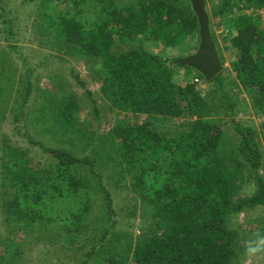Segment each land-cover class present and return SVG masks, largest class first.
<instances>
[{
  "label": "trees",
  "instance_id": "obj_1",
  "mask_svg": "<svg viewBox=\"0 0 264 264\" xmlns=\"http://www.w3.org/2000/svg\"><path fill=\"white\" fill-rule=\"evenodd\" d=\"M3 3L0 0V18L11 36L19 22L12 14L19 9L9 14ZM263 7L264 0H221L212 13L222 18L223 32L231 28L233 16L236 87L250 95L252 108L264 118ZM32 24L40 39L51 38L60 51L86 60L101 81L115 120L108 132H98L103 108L87 91L96 124H81L77 113L84 104L60 75L53 89L46 90L48 107L37 108L39 114L30 122L38 126L44 120V127L54 119L53 126L62 134L77 137L62 142L74 147L84 143L82 152L90 148L93 154L47 145L20 124L26 129L21 134L52 162L40 166L28 150L5 148L0 206L6 221L22 220L39 238L51 242L85 236L90 239L86 255L94 264H240L246 238L229 223L235 214L264 209V151L259 131L239 121L234 128L237 140L231 141L220 110L232 115L235 103L244 104L245 99L233 95L236 102L232 101L222 73L205 80L210 83L205 92L187 75L192 69L205 79L198 70L145 47L148 43L153 49L187 50L196 36L197 50L200 26L191 0H44ZM210 27L220 54L211 19ZM50 61L29 64L21 76L15 121L26 120L33 96L46 100V92H39L40 69ZM70 75L85 85L76 69ZM6 90L0 88L1 103L8 98L3 97L9 94ZM260 133L264 136V122ZM258 171L263 174L254 178V192L241 194L247 173ZM119 186L131 190V211L140 212L143 219L138 235L118 229L124 223L115 208ZM93 212L103 213L106 224L91 226ZM108 236H113L114 247L106 248ZM260 236L264 240V230ZM124 237L125 243H116Z\"/></svg>",
  "mask_w": 264,
  "mask_h": 264
},
{
  "label": "rangeland",
  "instance_id": "obj_2",
  "mask_svg": "<svg viewBox=\"0 0 264 264\" xmlns=\"http://www.w3.org/2000/svg\"><path fill=\"white\" fill-rule=\"evenodd\" d=\"M3 1L9 14L11 13L10 10L14 7L19 9L15 10L12 14V16H17L16 18L19 22L14 26L16 33L10 36L9 30L7 29L8 26L6 27V25L2 23L4 17L0 18V88L5 87L7 89L6 92L9 93L3 96L8 97L7 100H5L4 103L0 102V166L2 164L4 150L7 146L19 147L25 151L28 150L30 156L34 158L33 160L39 163L40 166L51 164V157L42 151L39 145L34 146L30 144L27 140L28 136L24 137V135L21 134L26 130L23 125H20L23 123L27 125L28 131L30 132H28V134L33 136L34 139L43 141L50 146L66 147L67 149L76 150L78 153L92 155L93 152L90 148H87L86 152H82L83 150L81 147L84 146V143L79 145L77 142V145L74 147V145L68 144L66 141L62 142L69 137L76 139L77 137L69 133L62 134L58 126H53L55 123L54 119L49 120V122L47 121L48 123H46L44 127H42V123L45 122L44 120L40 121L39 123L41 124L38 126H34L30 121L36 119V116L39 114L37 108L44 106L48 107L49 104L47 103L49 102L48 99H50V96L48 95L49 92H46V90L53 89L55 81L61 78L60 75L63 74L65 76L64 80L67 78L65 82L68 84L67 89L76 92L80 102L84 104L83 109L77 113L80 123L87 124L88 121H90L91 125L96 124L94 122L95 120L92 119L94 116H91L92 113L89 107L90 102L87 101V91H91L93 97L97 100L99 108H103L101 127L97 130L100 134L108 132L114 123L115 113L108 108L110 102L103 95L101 81L96 80L95 72L87 68L84 58L60 51L57 46L54 45L51 38L47 40L41 37L40 39L32 23L38 18V13L44 0H27L24 5L22 4L23 0ZM220 1L221 0H207L206 3L217 44L220 48V55L224 60V68L221 72L222 77L225 78L223 86L227 90L229 96H231L232 101H235L234 97H238L237 100L239 101L245 99L244 104L235 103L236 111L232 113V115H225L224 111L220 110L221 116L224 118L223 121L227 123L228 138H230L231 141L237 140L234 128L236 126L235 121H239L244 125L255 127L259 131L257 137L264 151V136L263 133H260L264 118L252 108V98L250 95L236 87L237 79L234 72V60L236 56L234 55V49L231 43V38L236 33L234 23L232 22L233 16L231 15L229 18L231 28L223 32L225 26L222 22V18H216L212 13V10ZM98 5L99 2L92 8H96ZM261 13L264 18V7ZM8 37L11 41L7 40ZM193 40L194 43L191 44L187 50H185L186 48L182 50L180 48H168L163 50L158 47L153 49L148 43H145V47L146 49L153 50L155 53H162L165 54V56H173L178 59L189 55L190 51H195L197 37H193ZM48 44H50L52 48H49ZM10 45L14 46V48L10 47ZM188 45L189 44H187V46ZM46 58L51 61L48 63V66L43 67L44 69H40L43 76L39 89V92H46V100L44 97L38 100L33 96V100L30 101L28 107L32 108L27 109L26 120L17 122L14 120V116L18 114L19 109H16L21 105L20 100H18L19 94L21 93L20 88L22 87L20 78L23 76L29 64L35 67ZM73 68L81 74V78L86 82L85 85L80 84V80L70 75V71ZM187 71L189 72L187 75L191 77L190 79L196 82V72L192 69ZM183 72L186 73L185 70H183ZM198 82L200 87L205 89L204 91L206 92L210 83L206 82L205 79H200ZM212 88L215 89V85H213L211 89ZM2 104H4L3 108L1 107ZM13 108L15 109L13 110ZM217 110L218 112L213 115L215 118L219 115V109ZM175 123H178V120H175ZM2 172L4 173V169L0 167V202L2 200V184L5 178ZM257 173L253 172V174L251 173L250 175L247 173L248 178L245 181L247 184L244 182L241 194L245 195L254 192L256 185L253 180L257 175L263 174V171H258ZM130 191L129 188L119 186L114 192V199L115 208L120 212L118 216L120 220L124 221L118 229L126 230L129 232L130 236H132L139 234L138 225L143 219L140 212L136 214V211H131L134 204L133 196L130 195ZM98 205V203H95V207L98 208ZM92 216L91 226L93 227L99 228L101 224H106L104 221L107 222L106 216L101 212L96 215L95 212H93ZM100 217L102 218L99 222L93 220L94 218L98 219ZM229 224L240 232L241 237L244 236L246 238L245 247L247 249L245 248V252L250 250L248 253L244 252L241 254L242 257L240 256V259L242 261L240 264H264V240L260 236V232L264 230V209L259 207L248 212L235 214ZM91 230L93 231V229ZM125 241L126 238L124 237L116 243L121 245L125 243ZM89 242L90 239H85V236H65L62 241H46L44 237L39 238L36 230L28 228L22 220L16 222V220L10 218L6 221V214L2 211L0 206V264H78L79 261L86 259L88 261H86L85 264H94L93 257H88L86 255L89 250ZM107 246L114 247L113 236H108L106 248ZM14 251L18 253L15 254ZM99 255H104V252H101Z\"/></svg>",
  "mask_w": 264,
  "mask_h": 264
},
{
  "label": "water",
  "instance_id": "obj_3",
  "mask_svg": "<svg viewBox=\"0 0 264 264\" xmlns=\"http://www.w3.org/2000/svg\"><path fill=\"white\" fill-rule=\"evenodd\" d=\"M199 21V44L194 53L178 58L181 65H188L203 74L210 81L223 71L224 64L217 49L211 27L210 16L205 0H191Z\"/></svg>",
  "mask_w": 264,
  "mask_h": 264
},
{
  "label": "clouds",
  "instance_id": "obj_4",
  "mask_svg": "<svg viewBox=\"0 0 264 264\" xmlns=\"http://www.w3.org/2000/svg\"><path fill=\"white\" fill-rule=\"evenodd\" d=\"M194 53V52H193ZM196 78H198V77H196ZM196 78H195V81H196ZM199 80H200V78H198ZM196 82H198V81H196Z\"/></svg>",
  "mask_w": 264,
  "mask_h": 264
},
{
  "label": "built area",
  "instance_id": "obj_5",
  "mask_svg": "<svg viewBox=\"0 0 264 264\" xmlns=\"http://www.w3.org/2000/svg\"><path fill=\"white\" fill-rule=\"evenodd\" d=\"M196 81H199V79H198V78H196Z\"/></svg>",
  "mask_w": 264,
  "mask_h": 264
}]
</instances>
